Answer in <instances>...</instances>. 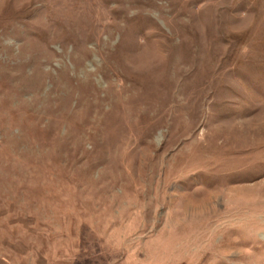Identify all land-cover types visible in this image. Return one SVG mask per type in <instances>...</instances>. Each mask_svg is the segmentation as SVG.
Wrapping results in <instances>:
<instances>
[{
	"label": "rangeland",
	"instance_id": "374dc122",
	"mask_svg": "<svg viewBox=\"0 0 264 264\" xmlns=\"http://www.w3.org/2000/svg\"><path fill=\"white\" fill-rule=\"evenodd\" d=\"M0 264H264V0H0Z\"/></svg>",
	"mask_w": 264,
	"mask_h": 264
}]
</instances>
